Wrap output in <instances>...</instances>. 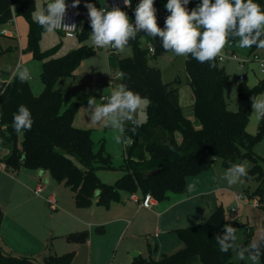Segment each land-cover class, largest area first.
<instances>
[{
  "label": "trees",
  "instance_id": "1",
  "mask_svg": "<svg viewBox=\"0 0 264 264\" xmlns=\"http://www.w3.org/2000/svg\"><path fill=\"white\" fill-rule=\"evenodd\" d=\"M254 2L264 10V0ZM137 5V0H132L134 17ZM35 6V0H0V26L12 21L14 16H23L28 21L26 49L34 59L42 62L44 84L41 93L36 95L29 80L21 83L0 64V89H6L0 95V141L9 147V153L3 158L8 169L47 170L56 181L70 186L77 206L88 207L95 201L97 205L109 207L122 200L123 191L165 200L169 193L187 192L188 178L211 169L217 157L224 167H228L229 160L249 158L253 166L247 178L259 182L252 196L257 195L259 205L264 207V157L255 151L256 144L264 136V118H260L255 134L247 130L253 113L251 97L264 93V78L253 86L245 81L239 83V107L234 111L229 109L224 94L229 75L218 57L216 67L210 68L208 62L201 64L189 55L185 67L193 93L194 119H191L180 103V86L174 81L165 82L160 68L149 62L151 55L166 52L159 37L151 39L144 47L141 38L146 35L138 34L135 40L129 41L133 54L119 58L117 65L120 71L128 74L120 79L121 83L148 99V118L140 121L141 127L135 134L126 132L129 143L124 149V163L120 165L123 174L114 183H108L101 179L98 171L116 167L111 155L103 147L95 149L91 129L74 124L75 106L62 110L64 92L56 87L61 76H75L81 63L96 54L97 48L85 43L92 31L90 22L76 34L81 45L58 55L61 44L40 49L45 30L33 18ZM159 27L164 28L163 25ZM2 36L0 32V58L11 49L2 45ZM230 41V44L236 43L231 38ZM151 45L154 47L152 53ZM257 49L253 46L250 53ZM21 104L30 109L34 124L31 131L17 135L12 120ZM3 218L4 210L0 205V229ZM229 223L237 231L241 226L237 219H227L220 206L204 223L175 230L184 242L182 248L163 253L157 259L140 254L132 264H247L233 261V250L226 254L220 252L214 239ZM66 237L69 241L84 243L88 240V232H72ZM248 243L247 238L238 244L248 246ZM74 257L75 251L63 254L50 251L41 262L35 256L8 252L0 242V264H71ZM260 259L264 264V256Z\"/></svg>",
  "mask_w": 264,
  "mask_h": 264
},
{
  "label": "rangeland",
  "instance_id": "2",
  "mask_svg": "<svg viewBox=\"0 0 264 264\" xmlns=\"http://www.w3.org/2000/svg\"><path fill=\"white\" fill-rule=\"evenodd\" d=\"M154 1L160 4L166 11L164 6L168 0ZM50 2H52V0H35L36 6L34 13L45 8V5ZM86 2L93 3L99 9L104 1L98 5L95 4L94 0H82L83 5H85ZM200 2L201 0H190V3L187 5L188 10L190 11ZM212 2H214V0H212ZM105 3L108 5V1L105 0ZM108 7L109 10H111L109 5ZM167 13L170 15L169 12ZM156 16L157 24L159 26L160 21L158 11L156 12ZM19 17L20 20L29 27L28 21L24 17ZM128 17L130 22L134 25L135 17L133 15ZM33 18L35 19L34 14ZM84 19H86V17L80 16L78 18V27L84 23ZM201 31H203V29H201ZM5 38V36H2L1 42L6 43L7 45L5 46L3 43L2 45L5 47H12L0 58L1 66L6 70L7 66L9 65H11L14 69L17 63H21L28 67L30 70L29 81L32 86V90L36 95H38L41 93L44 87L41 79L42 62L38 59H34L32 54L29 55L31 52L27 51L26 47L23 50L18 39L15 40L13 38ZM151 39H153V37L148 35L142 37L141 45L146 47ZM85 43L95 46L92 42L91 36H89ZM57 44H61V48L57 54L63 55L72 48H75L79 44V40L77 37L67 38L56 30L51 33L46 31L43 33L40 41L41 50H46ZM96 48V54L85 59L81 63V65L75 71V76H61L57 80L56 87L64 92L62 110L75 106L74 121H76V123L82 128L91 129L96 150H99L103 147L104 150L111 155L113 164L116 167L109 170L101 169L98 171V174L103 181L114 183L118 177L123 174V171L120 169V165L124 163V149L129 141L127 140L117 143L115 136L119 133L116 130L106 126L103 122L92 123L87 112V101L89 96H93L98 100L97 103H101L99 100L101 99L102 92L99 90V86L104 85L105 92H112L113 89L109 84L110 78L116 77L114 80L115 88L121 83L120 78L117 76L118 59L132 55L133 47L132 45L128 44L121 52L108 51V48ZM223 51L227 54L233 52L238 56V58L226 57L224 60L220 61L221 66L225 68L229 75V78L224 86L225 98L229 109L235 111L239 107L237 99L239 83L245 81L247 85L253 86L260 79L264 78V71H262L260 66V61L264 60V49H257L255 52L250 53V49H240L235 43L226 45ZM254 53L257 54L259 60L254 59ZM22 55H24V61L20 59V57L22 58ZM149 62L151 65L160 68L162 78L165 82L174 81L176 85L180 86V103L184 107V112L188 115L189 113L194 114L192 107L193 93L190 85L188 84V73L185 67V58L175 55L172 51H166L155 56L151 55ZM242 77L245 79L243 80ZM258 97L264 99V93H260ZM147 106L148 99L145 98L144 104L134 114L137 120L145 121L148 118ZM259 121L260 118H258L256 114L252 113L247 130L255 134L258 131ZM7 151H9V147L0 143V155L7 153ZM255 151L264 157V136L256 144ZM242 161L249 163L251 165L250 168L253 166V161L249 158H245ZM226 168L227 167L223 166L221 158L217 157L211 169L188 178V188L189 186H192L191 189L194 188V191H206L199 198L206 204L208 202V206L204 212H200V214L185 219L180 225H196L198 224V220L205 222L211 209L215 210L222 206L228 218L240 217L242 213L247 215L244 223L241 224L237 231V243H243L246 238L245 223H254L255 233H257L259 228L263 226L262 221L264 218V210L260 205H256L255 198H257V196H252L254 191L258 188L259 182L254 178L246 177L237 185L229 187L227 182L222 179ZM209 174L210 177L206 181H201V178H203L201 176H208ZM44 181L47 185L46 193L55 192L57 194L59 204V208L57 210H53L50 208L47 202L45 203V208H47L46 210H48V214H53L51 220L48 219V221H52L54 224H56V231L57 229L58 231H61L62 229L67 228V226L59 223L61 217H63L62 221L64 220V216L60 214L69 216V212L66 211H71L70 208H78L73 197L74 192L70 186L63 182L59 183L55 179L51 180L50 177H44ZM192 182L194 184H192ZM238 193L244 196V200H241L237 197ZM232 207L234 208L233 210ZM79 209L88 210V213L86 214L87 220L92 221L93 223H98L93 225L91 230L88 228L82 229L88 232V240L92 239L93 256L97 257L98 254L100 255V259L97 262L93 261L92 264H121V261L125 257H130L133 251H140L145 254L144 256L151 255L152 257H160L162 251H172L176 244L181 246L175 250H178L184 246V242L181 240L176 231H172L166 235L161 234V236L157 237V232L155 231L156 226L153 223L145 226L143 228L144 230L140 229V226H137L139 219H134L133 214H131L128 218L129 220H132V224L130 225L129 230H126L128 224L126 221L119 222L117 224H109L108 220L115 215L112 213V209L99 206L95 201L92 203V205L88 207H81ZM80 230L81 229H79V231ZM63 242L67 243L68 241L63 239ZM155 244H158L157 249L154 247ZM51 247L52 245L49 243V247L44 249L42 248L43 250L36 252L37 254L34 255H36L39 261L42 262L44 260L45 253L56 251L54 247ZM232 259L237 263L244 261L247 264H251V261H249L247 258L241 260L234 250ZM259 264H263L261 259Z\"/></svg>",
  "mask_w": 264,
  "mask_h": 264
},
{
  "label": "clouds",
  "instance_id": "3",
  "mask_svg": "<svg viewBox=\"0 0 264 264\" xmlns=\"http://www.w3.org/2000/svg\"><path fill=\"white\" fill-rule=\"evenodd\" d=\"M80 3L81 0H72L71 5H68L66 0H52L45 8L34 13L35 21L49 33L58 28L75 29L77 26L74 23L66 24L65 18L68 8H77ZM123 3L125 7L132 6V0H123ZM189 3L190 0H168L164 7L170 15L165 18L163 29L157 24L154 0H140L134 10V25L118 6L109 10L105 0L99 9L91 2H86L84 6L88 10L92 42L99 48L110 47L121 52L130 40H135L143 32L153 38L159 37L165 51H172L185 59L190 55L201 64L208 62L210 68L216 67V57L230 44V38L236 41L240 49L253 46L264 49V10L254 0H201L190 11L187 8ZM7 70L14 71L21 83L30 79L29 68L21 63H17L14 69L11 65L7 66ZM127 75L122 71L117 73L121 80ZM4 91L6 89H0V95ZM144 100L125 83H120L110 95L101 97V103L89 96L87 112L92 123L103 122L116 130L119 134L115 140L121 143L128 139L126 132L135 134L137 128L141 127L134 114L144 104ZM251 107L258 118H264V99L251 97ZM33 124L30 109L19 105L13 113L12 128L15 133L21 135L31 131ZM127 124L132 127L127 128ZM250 166L244 161L229 160L222 179L229 187L237 185L247 177ZM197 223L204 221L198 220ZM236 233L237 228L229 223L225 225L223 233L215 235L220 252L226 254L234 250L241 260L247 258L251 264H259L260 258L264 256V236L248 246H242L237 243Z\"/></svg>",
  "mask_w": 264,
  "mask_h": 264
},
{
  "label": "crops",
  "instance_id": "4",
  "mask_svg": "<svg viewBox=\"0 0 264 264\" xmlns=\"http://www.w3.org/2000/svg\"><path fill=\"white\" fill-rule=\"evenodd\" d=\"M94 1L95 4L100 5L104 0ZM71 3L72 0H69L66 4L71 5ZM69 8L80 11L85 7L81 0V3L77 8ZM84 20V23L79 27L80 29H82V26H84L89 21L88 17H86ZM2 30L5 31L2 34L6 38H13L15 40L18 39L21 48L24 50L28 41L29 27L20 20L19 16H14L12 21L0 26V31ZM2 43L5 46L7 45L4 42ZM80 44L81 43L79 42L76 47L80 46ZM31 54L32 53H29V55ZM20 59L24 61V55H22V58L20 57ZM9 72L11 75L15 74L14 71ZM244 79L245 78H243V80ZM113 88L115 89L114 85ZM106 93L110 92L106 91ZM185 114L191 119H194L193 113H189V115L187 113ZM74 122L76 126L80 127L76 121ZM197 124L198 122L196 121V125ZM8 153L9 151L3 155H0L2 162H4V156ZM44 177H50L51 180L54 179L47 170L30 169L26 167H21L17 170L12 168L8 169L7 167H5V169H0V205L4 210V218L0 229V242L2 247L6 251L12 252L16 255H31L36 257V255H34L37 254L36 252L49 247V243H51L52 247H54L56 250L55 252L51 251L53 253L63 254L69 251H75V257L71 264H92L93 261L97 262L100 259V255L98 254L97 257L93 256L92 239H89L84 243H77L67 240L66 236L72 232H79V229H81L80 231H84L82 230L84 228L91 230L92 226L98 223L88 221L86 218L88 210H81L79 209L81 207L76 205L78 208H70L72 212L66 211L69 212V216L60 214L64 216V220L62 221L63 217H61L59 223L67 226V228L62 229L61 231H58L57 229L56 231V224H54L52 221H48V219L51 220L53 214H48V210L45 208V203L47 202L49 205L47 198L51 194H55L58 204V197L55 192L46 193L47 185L45 184ZM201 177H203L201 178V181L204 182L210 177V174L208 176ZM192 184L194 183L192 182ZM40 185L43 186V190L40 194H37L35 189ZM204 192L206 191H194V188H188L187 192L185 193H169V196L162 201H158L152 196L153 203L149 207H146L141 204V197L143 196L141 193L137 192V196L134 198L132 197V193L123 191L121 201L113 202L109 207H105L112 209V213L115 214L111 219L108 220V222L109 224H117L119 222L126 221L128 223L126 230H129L132 220H129L128 218L131 214H133L134 219H139L137 226H140V229L144 230L143 228L145 226L153 223L156 226L155 231L157 232V237L161 236V234L166 235L167 233L175 231L177 228L190 226H181L180 224H182L185 219L191 218L192 216L205 211L206 207L208 206V202L206 204L199 198L204 194ZM239 194L240 193L237 194V197ZM233 209L234 208L232 207V210ZM262 209L264 210V207H262ZM213 211L214 210L211 209L207 219L210 217ZM245 218H247L245 213H242V215L237 218L227 217L229 220L237 219L240 224L244 223ZM262 222L263 226L259 228L257 233L254 232V223H245V239H249L248 245L264 235V218ZM63 239H66L68 242H63ZM179 246L181 245L176 244L172 251H162L161 255L163 253H173L177 251L175 249L179 248ZM154 247L157 249L158 244H155ZM48 253H45L44 255ZM135 253L138 255H145L140 251H133L130 257H125L121 261V264H132L134 258L136 257ZM153 258L157 259L159 257Z\"/></svg>",
  "mask_w": 264,
  "mask_h": 264
},
{
  "label": "built area",
  "instance_id": "5",
  "mask_svg": "<svg viewBox=\"0 0 264 264\" xmlns=\"http://www.w3.org/2000/svg\"><path fill=\"white\" fill-rule=\"evenodd\" d=\"M69 0H66V3L68 2ZM138 4L140 3V0H137ZM108 5L112 8V7H119L121 8V10L125 11L127 13L128 16H131L132 15V12H131V7H125L124 6V3H123V0H108ZM154 7L156 8V10L158 11L159 13V21H160V24L159 25H163L164 26V22H165V18L169 15L163 8L160 4H158L156 1H154ZM78 13V14H77ZM80 16H83V17H88V10L86 8L80 10V11H77V10H74V9H71V8H68L67 10V15H66V18H65V23L68 24V25H71V24H75L77 27L75 29H64V28H58L56 29V31L62 33L65 37L67 38H75L76 37V34L77 32L79 31V25H78V18ZM1 33H4L5 31L2 30L0 31ZM149 50L150 52H154V47L151 45L149 46ZM108 51H114L115 50H112L110 47L108 48ZM218 59L220 61L224 60L226 57H235V58H238V56L236 54H234L233 52L230 53V54H227L225 53L224 51H222L220 53L219 56H217ZM254 59H257L259 60V57L257 56L256 53H254ZM260 66L262 68V71H264V60H261L260 61ZM118 72H121L119 69H118ZM117 72V73H118ZM116 78V77H115ZM115 78H110V81H109V84L111 85L112 89L114 90L113 88V85L115 84L114 83V80ZM243 78V77H242ZM104 85H101L99 86V90L102 92L101 94V97L102 96H108L111 94L110 93H106L104 92ZM112 90V91H113ZM1 143V141H0ZM6 167V164L5 162H2V160L0 159V169H5ZM43 190V186H38L36 189H35V192L37 194H40ZM135 196H137V193H132V197L135 198ZM137 198V197H136ZM238 198L241 199V200H244V196L242 194H239L238 195ZM47 201L49 203V206L51 209L55 210L58 208V204H57V199H56V196L55 194H51L48 198H47ZM153 203V197L151 195H145V196H142L141 197V204L143 206H146V207H149L151 204ZM255 203L256 205H259V198H255Z\"/></svg>",
  "mask_w": 264,
  "mask_h": 264
},
{
  "label": "water",
  "instance_id": "6",
  "mask_svg": "<svg viewBox=\"0 0 264 264\" xmlns=\"http://www.w3.org/2000/svg\"><path fill=\"white\" fill-rule=\"evenodd\" d=\"M1 144L2 145H6L4 142H1ZM239 161H241L240 159H238L236 162H239ZM135 256L137 257L138 256V254L137 253H135Z\"/></svg>",
  "mask_w": 264,
  "mask_h": 264
}]
</instances>
